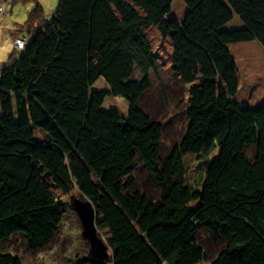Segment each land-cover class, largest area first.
<instances>
[{"label":"trees","instance_id":"obj_1","mask_svg":"<svg viewBox=\"0 0 264 264\" xmlns=\"http://www.w3.org/2000/svg\"><path fill=\"white\" fill-rule=\"evenodd\" d=\"M173 3L59 0L46 18L36 2L17 26L24 43L0 67V243L17 235L28 250L48 246L59 200L74 193L92 203L110 256L68 264H264V99H234L228 48L253 39L264 53V0L219 2L222 22L239 23L227 31L204 5L197 29L183 25ZM164 65L184 93L166 90ZM99 78L106 89H91ZM154 82L164 113L174 104L185 119L163 154L169 120L142 105ZM107 96L127 101L125 117L101 108ZM139 167L154 194L138 186ZM0 264L22 261L0 249Z\"/></svg>","mask_w":264,"mask_h":264},{"label":"rangeland","instance_id":"obj_2","mask_svg":"<svg viewBox=\"0 0 264 264\" xmlns=\"http://www.w3.org/2000/svg\"><path fill=\"white\" fill-rule=\"evenodd\" d=\"M12 1L13 0H0V67L7 59L11 50L15 47L14 44L16 37H19L22 33H24V31L16 29L17 26L23 24L27 19L28 13L33 8V5H36V2H39L43 7L44 16L47 18L53 13L59 0H34V3H13ZM219 2L222 3V0H174V8L171 16L178 18L183 25H191L197 29L198 26L195 21V18L198 17L199 14L197 10L198 7L204 5L208 9L211 22L216 24L218 29L227 31V29L232 28V24H230L231 22L227 21V18L225 19V17L222 22L221 14L216 12L220 4ZM34 9L36 8L34 7ZM217 22L219 23L217 24ZM247 49L255 50L257 54H259V59L250 54V52L242 51L239 53V50H236V54L238 53L237 56L241 59L240 72L244 78L238 86L240 89H237L234 99L247 105H256L264 99V79H252L250 76L253 75V73L250 69L254 68L255 70L263 73L264 53L263 51H259V48L253 45H250ZM233 58L236 62L235 54L233 55ZM158 72L161 77V82H163L167 88L166 90L172 96H178L185 92V88H183L181 84L176 81L175 76L172 75L168 69H166L165 65L162 66V68L158 66ZM134 77L137 78V75L134 74ZM156 84L157 83L154 82L152 90L145 95V105H142L149 111H157L160 114L158 117H162L164 121L169 120L163 130V140L160 148V151L163 154L168 150L172 141H174L182 133L185 125V119L181 106L176 108L173 106L174 104H172L167 113H164L165 109L160 103L161 100L160 98H157L158 88ZM106 86V83L99 78L91 85L90 88L106 89ZM169 101L172 103V100ZM101 108L106 111L111 108H115L124 117L128 113L127 101L122 97L107 96L102 103ZM186 161V164L189 166L188 177L192 179L195 176L193 171L194 160L189 157L186 158ZM135 177L140 188L145 189L149 194H154L155 185L151 179L145 175V171L143 169L139 167L136 171ZM71 194L67 197H62V200H59L58 207L61 212V221L51 243L48 246L39 250L31 251L28 250L23 237L15 235L1 242L0 249L13 251L18 254L21 258L22 264H68L69 261H72L76 257L86 255L89 245L87 240L81 236L79 219L69 205V196ZM215 248V246L209 248L211 256L214 255L216 250Z\"/></svg>","mask_w":264,"mask_h":264},{"label":"water","instance_id":"obj_3","mask_svg":"<svg viewBox=\"0 0 264 264\" xmlns=\"http://www.w3.org/2000/svg\"><path fill=\"white\" fill-rule=\"evenodd\" d=\"M69 205L79 219L81 236L88 242L87 258L91 261L104 263L109 258V247L97 232L92 203L71 194Z\"/></svg>","mask_w":264,"mask_h":264},{"label":"crops","instance_id":"obj_4","mask_svg":"<svg viewBox=\"0 0 264 264\" xmlns=\"http://www.w3.org/2000/svg\"><path fill=\"white\" fill-rule=\"evenodd\" d=\"M172 8H174V3H173ZM230 24H232L231 27H238L239 26V23L237 22V20L233 19V18H232ZM250 45L256 46L259 48V51H262L260 49L261 48L260 45L253 39H247V41H246V39L235 40V41L232 40V41L228 42L229 49L232 51L233 55L235 54V56H236L235 59H236V64H237L238 71H239V82L240 83L242 82L244 77L242 76V73L240 72L241 71V62H240L241 59L237 56L238 53L236 54V50H239V53L242 51L246 52L248 50L247 48ZM244 84H245V82H244Z\"/></svg>","mask_w":264,"mask_h":264},{"label":"built area","instance_id":"obj_5","mask_svg":"<svg viewBox=\"0 0 264 264\" xmlns=\"http://www.w3.org/2000/svg\"><path fill=\"white\" fill-rule=\"evenodd\" d=\"M13 43H14V40H13ZM24 43V40L23 39H20L19 37H16L15 39V45H19L21 46L22 44Z\"/></svg>","mask_w":264,"mask_h":264}]
</instances>
